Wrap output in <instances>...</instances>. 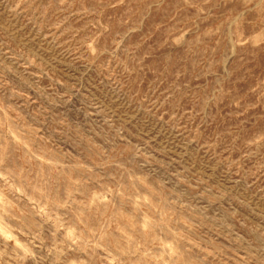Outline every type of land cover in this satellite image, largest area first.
Listing matches in <instances>:
<instances>
[{"label":"clouds","instance_id":"9594fccd","mask_svg":"<svg viewBox=\"0 0 264 264\" xmlns=\"http://www.w3.org/2000/svg\"><path fill=\"white\" fill-rule=\"evenodd\" d=\"M244 2L251 32L230 11L169 40L198 67L209 41L264 52V0ZM76 3L9 0L0 24V264H264V129L206 132L231 73L184 107L181 72L169 81L166 66L146 85L147 55L125 46L136 29L109 46L111 25ZM183 4L214 16L213 0ZM249 93L237 117L264 106V78Z\"/></svg>","mask_w":264,"mask_h":264},{"label":"rangeland","instance_id":"374dc122","mask_svg":"<svg viewBox=\"0 0 264 264\" xmlns=\"http://www.w3.org/2000/svg\"><path fill=\"white\" fill-rule=\"evenodd\" d=\"M8 2L9 0H0V24L11 20ZM192 3L202 4V0H192ZM204 7L214 13L212 19L204 21L197 8L184 5L183 0H125L123 4L118 3V0H77L76 3V9H87L90 15L86 19H99L102 23L111 25V32L102 37V41L109 46L116 32H123L129 27L136 29L126 37L125 46L135 48L137 56L147 55L143 72L140 73L146 85L155 78L154 73L162 71L166 66L172 73L168 76L169 81L175 79L177 71L181 72L176 83L181 86L186 84L187 88H183V91L189 93L183 100L184 107H191L193 93L205 94L217 81L231 73L225 84V88L231 90V96L211 108L215 121L206 129L207 134L239 125L240 121L245 122L243 128L246 134L264 129V119H259L264 115V106L250 110L243 116H236L248 104L256 102V97L249 93V88L257 78H264V52L253 56L247 50H238V55H233L224 49L223 44L209 41L215 52L210 51L204 66L198 67L187 57L184 47H175L169 40V32L173 27L182 25L192 28L187 37L192 39L198 32L215 26L230 11L233 14L243 12L247 20L253 22L245 24L247 34L252 31L257 20V13L253 10L255 5H246L244 0H213V4ZM124 21H128V24L125 25ZM199 59L200 57H196V60ZM210 60L216 63L209 69L207 65ZM163 87H167V83ZM233 99H241L239 109L233 107Z\"/></svg>","mask_w":264,"mask_h":264}]
</instances>
